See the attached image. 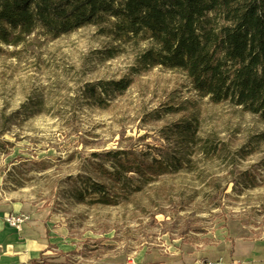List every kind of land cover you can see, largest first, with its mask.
<instances>
[{
  "label": "rangeland",
  "instance_id": "rangeland-1",
  "mask_svg": "<svg viewBox=\"0 0 264 264\" xmlns=\"http://www.w3.org/2000/svg\"><path fill=\"white\" fill-rule=\"evenodd\" d=\"M149 42L115 40L87 25L58 37L39 29L19 45L0 43V200L48 206L53 223L70 230L72 250L83 251L62 258L66 264L116 256L105 252L173 253L187 241L206 249H232L238 239L264 245V121L241 105L201 96L183 70L136 72ZM132 75L122 92L98 101L82 94L87 82ZM24 103L35 104L31 113L23 112ZM193 112L200 134L222 147L200 159L196 171L157 181L127 206L99 208L69 197L96 160L93 152L132 149L152 158L166 144L163 127Z\"/></svg>",
  "mask_w": 264,
  "mask_h": 264
},
{
  "label": "trees",
  "instance_id": "trees-1",
  "mask_svg": "<svg viewBox=\"0 0 264 264\" xmlns=\"http://www.w3.org/2000/svg\"><path fill=\"white\" fill-rule=\"evenodd\" d=\"M87 25L115 40L146 37L150 45L137 55L136 72L183 70L201 96L241 105L264 121V0H0L4 45H19L39 29L58 37ZM133 78L87 82L82 94L98 101L126 90ZM22 107L27 114L35 104ZM198 122L193 112L165 125L166 144L149 159L132 149L93 152L96 160L69 197L99 208L127 206L157 181L196 171L200 159L222 150L200 134Z\"/></svg>",
  "mask_w": 264,
  "mask_h": 264
},
{
  "label": "crops",
  "instance_id": "crops-1",
  "mask_svg": "<svg viewBox=\"0 0 264 264\" xmlns=\"http://www.w3.org/2000/svg\"><path fill=\"white\" fill-rule=\"evenodd\" d=\"M10 212L29 216L20 230L6 222L4 216ZM53 222L48 206H39L18 198L1 199L0 264H66L63 260H69V254H82L83 251L77 247L72 250L67 240L71 236L70 230L64 224ZM240 240L242 239L234 242L232 249H219V246H209L206 249L187 241L182 242L173 253L151 249L136 258L118 254L119 252H105L102 256H116L105 258L102 264H209L218 259L224 264H264V245H257L251 240ZM83 259L84 257L79 260V264H86Z\"/></svg>",
  "mask_w": 264,
  "mask_h": 264
},
{
  "label": "built area",
  "instance_id": "built-area-1",
  "mask_svg": "<svg viewBox=\"0 0 264 264\" xmlns=\"http://www.w3.org/2000/svg\"><path fill=\"white\" fill-rule=\"evenodd\" d=\"M5 220L6 222L14 227L15 229L20 230L21 226L29 219V216H27L24 213H7L5 214Z\"/></svg>",
  "mask_w": 264,
  "mask_h": 264
},
{
  "label": "bare ground",
  "instance_id": "bare-ground-1",
  "mask_svg": "<svg viewBox=\"0 0 264 264\" xmlns=\"http://www.w3.org/2000/svg\"><path fill=\"white\" fill-rule=\"evenodd\" d=\"M241 241H242V240H240V242H241ZM240 248H241V247L239 246V247H238V251H240Z\"/></svg>",
  "mask_w": 264,
  "mask_h": 264
}]
</instances>
